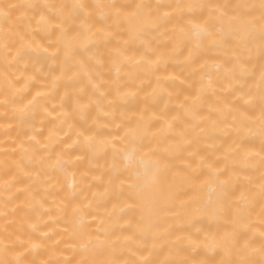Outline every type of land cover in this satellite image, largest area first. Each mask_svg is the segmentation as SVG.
<instances>
[{"label": "bare ground", "instance_id": "bare-ground-1", "mask_svg": "<svg viewBox=\"0 0 264 264\" xmlns=\"http://www.w3.org/2000/svg\"><path fill=\"white\" fill-rule=\"evenodd\" d=\"M261 2L0 0V261L264 264Z\"/></svg>", "mask_w": 264, "mask_h": 264}, {"label": "snow or ice", "instance_id": "snow-or-ice-1", "mask_svg": "<svg viewBox=\"0 0 264 264\" xmlns=\"http://www.w3.org/2000/svg\"><path fill=\"white\" fill-rule=\"evenodd\" d=\"M7 7L8 8H15L17 6L16 5H9ZM74 7L78 8L80 10H83L86 6L80 4V5H75ZM209 7H211V6H209ZM260 8H261V13H262V15H261V21H262L261 39H262V41H264V0H262ZM0 15H3L5 17V19H7L9 13H8V11H6L4 9H0ZM38 23H40L42 25H47V24L51 23V21L46 19L44 16H41L40 21ZM189 23L191 25L190 30L195 31L197 36L207 35L208 37L215 39L213 32H211L206 26H202L200 24L193 23L192 21H189ZM56 27L59 28L61 26L56 25ZM21 39H23V37H21ZM199 46H200L199 44L196 45L197 48H199ZM45 51H47V49H45ZM262 52H264V47H262ZM261 119H262V121H264V115H262ZM81 135H83V133H81ZM85 139L90 141L91 137H85ZM153 167L157 171L159 170V164L158 163L154 164ZM133 175H136V174H133ZM136 178L139 179L138 176ZM140 187H141V184H139V183H136V184H133L130 186V192H131L132 197H135L138 194V189ZM261 189H262V192H264V184L261 185ZM260 252H261V255L264 256V248H261ZM0 264H4V262L0 261ZM229 264H230V262H229ZM241 264H244V262H241Z\"/></svg>", "mask_w": 264, "mask_h": 264}]
</instances>
